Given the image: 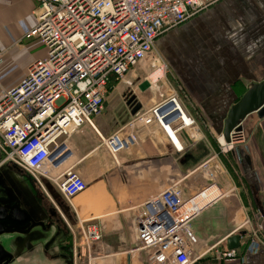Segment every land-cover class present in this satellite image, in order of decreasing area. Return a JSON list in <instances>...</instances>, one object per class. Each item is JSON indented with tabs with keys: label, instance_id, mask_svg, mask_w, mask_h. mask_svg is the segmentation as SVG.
<instances>
[{
	"label": "crops",
	"instance_id": "0c3cea01",
	"mask_svg": "<svg viewBox=\"0 0 264 264\" xmlns=\"http://www.w3.org/2000/svg\"><path fill=\"white\" fill-rule=\"evenodd\" d=\"M39 12V4L33 0H0V89L17 85L31 63L45 55L38 39L23 38L36 25ZM218 29L223 34L211 39L210 34ZM157 47L166 52L178 73L182 102L196 117L199 132L180 133L183 149L178 150L157 126L139 123L137 146L114 158L101 136L122 129L133 118L127 105L132 96L145 110L162 99V92L137 71L148 61L132 68L125 80L111 83L104 110L94 117V127L84 124L62 139L69 155L60 167L46 166L54 176L73 167L88 185L70 201L61 195L75 217L74 264H149L145 252L138 249L137 224L143 203L177 181L187 199L211 183V174L216 186L209 199L221 192L225 195L192 220L198 253L210 249L194 264H264V244L252 241L250 233L258 229L264 238V218L257 206V202L264 204V116L252 113L244 120L242 127L248 129L249 139L230 151L216 149L205 133L209 128L222 134L231 105L250 82L264 78V0H219L166 30L157 39ZM213 47L223 50L215 53ZM137 79L142 80L136 83ZM143 79L147 88L139 87ZM121 85L126 112L117 114L115 89ZM1 160L0 168H15ZM247 219L251 226L238 229ZM79 222L101 230L102 241L94 254L75 237ZM235 235L240 236L239 257L221 259L219 252L230 249L229 239ZM19 264L63 263L40 252L31 253Z\"/></svg>",
	"mask_w": 264,
	"mask_h": 264
},
{
	"label": "built area",
	"instance_id": "2783aa9c",
	"mask_svg": "<svg viewBox=\"0 0 264 264\" xmlns=\"http://www.w3.org/2000/svg\"><path fill=\"white\" fill-rule=\"evenodd\" d=\"M33 1L39 4L40 12L36 25L23 38L38 39L46 53L31 63L17 85L0 89L1 163L29 172L40 183V178L48 179L70 201L88 185L73 167L57 176L46 169L68 150L62 139L84 124L94 127V117L104 110L112 77L115 81L125 80L132 68L153 60L157 39L166 30L219 0ZM157 82L152 78V84ZM181 89L162 92L157 104L139 110L122 129L101 136L109 153L117 158L137 146L139 123L157 126L182 150L178 135L183 131L199 132V125L184 106ZM243 142L242 130L232 134L228 147L220 144L230 151ZM62 145L65 148L52 158V152ZM210 178V184L187 199L177 181L143 203L137 224L138 249L145 252L149 264H194L210 251L198 253V238L191 226L196 216L225 195L221 192L209 199L216 186L212 174ZM248 226L250 219L238 229ZM79 229L82 241L94 254L102 241L100 228L79 222ZM250 233L252 241L264 244L258 229ZM218 255L224 260L239 257L237 248Z\"/></svg>",
	"mask_w": 264,
	"mask_h": 264
},
{
	"label": "flooded vegetation",
	"instance_id": "af4514ba",
	"mask_svg": "<svg viewBox=\"0 0 264 264\" xmlns=\"http://www.w3.org/2000/svg\"><path fill=\"white\" fill-rule=\"evenodd\" d=\"M0 204L21 218L19 222H9L13 230L29 229L39 225L41 231L52 229L51 245L40 244L31 250H24L17 258L20 261L37 253H49L52 260L68 264L73 246V226L75 217L64 204H54L47 196L40 181L27 171L5 166L0 168Z\"/></svg>",
	"mask_w": 264,
	"mask_h": 264
},
{
	"label": "water",
	"instance_id": "95a60500",
	"mask_svg": "<svg viewBox=\"0 0 264 264\" xmlns=\"http://www.w3.org/2000/svg\"><path fill=\"white\" fill-rule=\"evenodd\" d=\"M127 105L131 108L132 115L136 114L142 108V104L137 102L135 96H132V98L128 100ZM262 110H264V78L262 80L250 82L241 98L231 105L224 120V129L222 132L225 141L230 143L232 141V134L243 130L242 124L244 120L252 113H259L261 115ZM261 116H264V114ZM64 148V145L60 146V148L52 152L51 157H57ZM68 155V152L63 153L53 162V165H59ZM40 180L45 192L56 204L59 206L64 204L67 208H70L67 202L62 198L61 193L48 179L40 178ZM257 206L260 216L264 218V204L257 202ZM19 221H21L20 217H17L14 212L9 213L8 209L0 204V264H14L21 255L20 253L26 249L31 250L40 244L47 246L46 248L51 245L50 240L53 235L52 229L41 231L39 225H34L29 229H24L22 227L17 230L7 227L9 222ZM239 240V235L231 237L229 239V247L237 248L240 243ZM69 257L68 264H74V246L70 249Z\"/></svg>",
	"mask_w": 264,
	"mask_h": 264
},
{
	"label": "rangeland",
	"instance_id": "374dc122",
	"mask_svg": "<svg viewBox=\"0 0 264 264\" xmlns=\"http://www.w3.org/2000/svg\"><path fill=\"white\" fill-rule=\"evenodd\" d=\"M221 29V28H220ZM220 29L214 31V35L211 36V39H215L220 38V36L218 34H223ZM216 32H220L217 33V35L215 34ZM216 35V36H215ZM204 44H206V42H203ZM204 51L207 49L206 47L202 48ZM213 50H215V53H219L220 51L217 50H223V48H215L213 47ZM156 56L153 58V60L148 61L143 63L142 65H140L137 68V71L147 75L149 82L152 81V78L154 79V76H156V74L158 73L157 79L158 82L156 84H154L155 86L157 85V87L160 88L161 92L163 93H169L172 92L174 89L177 90L178 89V84H177V72L175 71V69L172 67L171 63L169 62L168 57L166 56V52H164L162 50V48H158L157 47V51H156ZM201 52V50H200ZM158 60L156 62V64L153 65V61ZM142 79H137L136 83ZM143 84H141L139 87L141 88H147L149 84H147V81L145 82V79H143ZM248 88V86H247ZM246 88V89H247ZM122 90H123V85L117 87V89H115V94H117V100L115 102L116 104V112L117 114H121L124 112H126V104L125 102L123 103L122 101ZM147 93H152L149 89L146 90ZM244 93L242 92L240 94V96L237 97L236 101L239 100L241 98V96ZM235 101V102H236ZM264 114V110L261 111V115ZM205 133L207 134L206 136L208 137V139L210 140V142L212 143V145H214V147H216V149L221 150L224 147L217 141L220 137V132H217L215 129H213V132H211V130L205 129ZM253 133V132H252ZM214 135H216V137H213ZM243 135H244V140L249 139V132L248 129L246 128V126H243ZM3 157V154L0 152V159ZM75 237L76 238H81L82 237V233L81 230L79 229V227L77 229H75Z\"/></svg>",
	"mask_w": 264,
	"mask_h": 264
},
{
	"label": "bare ground",
	"instance_id": "6f19581e",
	"mask_svg": "<svg viewBox=\"0 0 264 264\" xmlns=\"http://www.w3.org/2000/svg\"><path fill=\"white\" fill-rule=\"evenodd\" d=\"M61 73H63V72H61ZM68 74H71V72L68 73ZM157 76H158V73L156 74V76H154V80L157 79ZM219 141H220V143H221L223 146H227V147H228V143H227V142L225 141V139L223 138V134L220 135V137H219Z\"/></svg>",
	"mask_w": 264,
	"mask_h": 264
},
{
	"label": "trees",
	"instance_id": "16d2710c",
	"mask_svg": "<svg viewBox=\"0 0 264 264\" xmlns=\"http://www.w3.org/2000/svg\"><path fill=\"white\" fill-rule=\"evenodd\" d=\"M114 79H115V78L112 77L111 80H110V82L112 83V82L114 81Z\"/></svg>",
	"mask_w": 264,
	"mask_h": 264
}]
</instances>
